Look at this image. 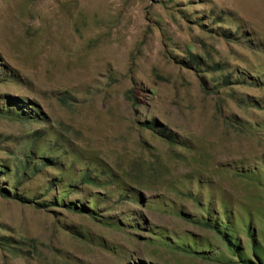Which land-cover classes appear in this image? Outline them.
I'll use <instances>...</instances> for the list:
<instances>
[{
  "label": "rangeland",
  "instance_id": "374dc122",
  "mask_svg": "<svg viewBox=\"0 0 264 264\" xmlns=\"http://www.w3.org/2000/svg\"><path fill=\"white\" fill-rule=\"evenodd\" d=\"M19 107L0 185L29 200L0 191V264H262L264 0H0Z\"/></svg>",
  "mask_w": 264,
  "mask_h": 264
},
{
  "label": "trees",
  "instance_id": "16d2710c",
  "mask_svg": "<svg viewBox=\"0 0 264 264\" xmlns=\"http://www.w3.org/2000/svg\"><path fill=\"white\" fill-rule=\"evenodd\" d=\"M0 112H5V113H7V114H13V115H18V116H28V117H30V116H32V115H29L30 113H28V112H34V110H32V111H24V109L22 108V107H19L18 108V110H15V111H6V109H1L0 108ZM34 114V113H33ZM154 125H152V127H153ZM28 157H29V155H28ZM37 159V158H36ZM57 160V157H54V156H49V157H47V156H39L38 157V160H37V162H35L34 161V165H33V168H35V167H37V165H41V164H44V163H49V162H55ZM30 162V161H29ZM32 162V161H31ZM241 171H243L244 172V169L243 170H241ZM240 173L241 175H243L244 173ZM0 191L3 193V194H5L6 196H10V195H16V196H20L21 198H25L26 200L28 199L29 200V198H27V197H24V196H21V195H18V194H16V193H11L10 192V189L9 188H6V187H4V186H2V185H0ZM72 206H74V205H72ZM75 207V206H74ZM86 210H88V211H91L92 209H86ZM85 210V211H86ZM225 215H226V219H227V222H226V225L225 224H223L222 222H218V221H215L214 222V224H212L213 225V227L215 228V230H217V232L218 233H220V234H223V236H224V238H225V240H227V241H229L230 243H231V246L233 247V250H234V253H235V255L238 257V258H241L242 259V261L243 262H246V263H248V262H252V259L250 258V257H248V256H246L245 254H244V251H243V247L241 246V244L239 243V239L237 238V237H235L234 236V234H233V232H232V230H231V228H233V227H231V221H229L228 220V218H227V215H228V212L225 210ZM208 224V223H207ZM193 244V243H192ZM196 244V243H195ZM193 248V247H192ZM195 248V247H194ZM192 252H194V253H197V254H199V255H206V254H208L210 251H209V249H201V250H199V249H192ZM253 254H255V251L253 250ZM258 259H259V257H258ZM259 262L260 263H262V264H264V258H261V259H259ZM253 263V262H252Z\"/></svg>",
  "mask_w": 264,
  "mask_h": 264
}]
</instances>
